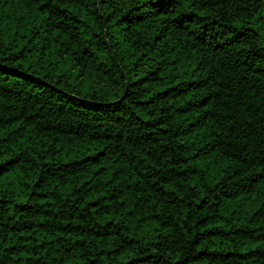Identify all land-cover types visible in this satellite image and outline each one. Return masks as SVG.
<instances>
[{
	"label": "trees",
	"instance_id": "obj_1",
	"mask_svg": "<svg viewBox=\"0 0 264 264\" xmlns=\"http://www.w3.org/2000/svg\"><path fill=\"white\" fill-rule=\"evenodd\" d=\"M0 264H264V0H0Z\"/></svg>",
	"mask_w": 264,
	"mask_h": 264
}]
</instances>
